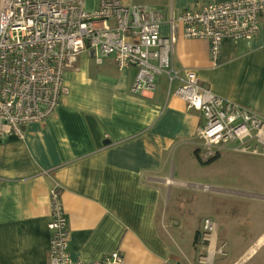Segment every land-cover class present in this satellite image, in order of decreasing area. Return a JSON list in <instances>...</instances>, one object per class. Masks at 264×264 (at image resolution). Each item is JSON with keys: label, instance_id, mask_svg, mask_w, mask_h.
Here are the masks:
<instances>
[{"label": "crops", "instance_id": "obj_1", "mask_svg": "<svg viewBox=\"0 0 264 264\" xmlns=\"http://www.w3.org/2000/svg\"><path fill=\"white\" fill-rule=\"evenodd\" d=\"M222 1L144 0L161 14L162 36L171 13ZM172 63L180 79L170 89L161 74L154 90L133 94L134 67L119 68L110 56L97 63L94 52L82 51L64 72L68 93L54 113L26 124L23 138L0 137V264H49L54 185L73 260L197 264L195 234L184 247L176 221L174 189L190 184L175 178V161L180 166L194 145L203 153L196 135L203 117L173 92L190 70L212 93L264 117V17L249 41L224 39L214 61L205 40L185 39L178 29ZM115 252L120 262L104 261Z\"/></svg>", "mask_w": 264, "mask_h": 264}, {"label": "built area", "instance_id": "obj_2", "mask_svg": "<svg viewBox=\"0 0 264 264\" xmlns=\"http://www.w3.org/2000/svg\"><path fill=\"white\" fill-rule=\"evenodd\" d=\"M264 17V0H225L196 4L171 13L169 34H160L161 14L144 0H0V137L23 138L30 122L43 121L68 93L64 72L78 54L91 50L97 63L110 56L119 68L134 67L130 92L152 91L161 74L170 89L179 71L172 52L180 35L208 43L214 61L224 39L249 41ZM174 95L201 112L197 137L203 160L232 144L230 150L264 157V117L201 86L193 71L185 70ZM49 264H85L68 252L67 220L60 187L50 190ZM202 240H209L213 224L204 223ZM209 249L204 260H212ZM221 252V250H219ZM120 262L115 252L104 258Z\"/></svg>", "mask_w": 264, "mask_h": 264}, {"label": "rangeland", "instance_id": "obj_3", "mask_svg": "<svg viewBox=\"0 0 264 264\" xmlns=\"http://www.w3.org/2000/svg\"><path fill=\"white\" fill-rule=\"evenodd\" d=\"M93 2L87 0V9ZM231 145L210 163L202 162V151L195 153L197 145L180 166L175 161V178L190 184L174 189L176 221L184 247L192 246L195 234L197 264H264V157L234 152ZM207 219L213 231L209 240H202ZM215 231V252L207 261Z\"/></svg>", "mask_w": 264, "mask_h": 264}, {"label": "trees", "instance_id": "obj_4", "mask_svg": "<svg viewBox=\"0 0 264 264\" xmlns=\"http://www.w3.org/2000/svg\"><path fill=\"white\" fill-rule=\"evenodd\" d=\"M198 151V150H197ZM218 157V155H217V153L214 155V156H212V157H210V158H207V159H205V160H202V162H205V163H210V162H212L214 159H216Z\"/></svg>", "mask_w": 264, "mask_h": 264}, {"label": "water", "instance_id": "obj_5", "mask_svg": "<svg viewBox=\"0 0 264 264\" xmlns=\"http://www.w3.org/2000/svg\"><path fill=\"white\" fill-rule=\"evenodd\" d=\"M91 53L93 54V51H91ZM94 133L97 135V137L99 136V133L96 132V130H95ZM108 142H109V140H107V139L105 140V139H104V140L101 141V144H105V143H108Z\"/></svg>", "mask_w": 264, "mask_h": 264}, {"label": "bare ground", "instance_id": "obj_6", "mask_svg": "<svg viewBox=\"0 0 264 264\" xmlns=\"http://www.w3.org/2000/svg\"><path fill=\"white\" fill-rule=\"evenodd\" d=\"M210 250H211V253H212V251H213V248H212V246H211Z\"/></svg>", "mask_w": 264, "mask_h": 264}]
</instances>
